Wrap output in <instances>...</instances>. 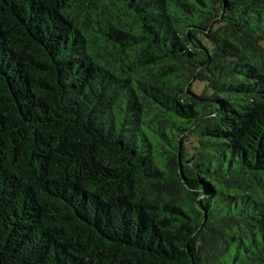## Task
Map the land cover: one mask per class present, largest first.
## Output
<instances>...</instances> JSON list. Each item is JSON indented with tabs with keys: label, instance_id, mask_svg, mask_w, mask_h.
Here are the masks:
<instances>
[{
	"label": "trees",
	"instance_id": "obj_1",
	"mask_svg": "<svg viewBox=\"0 0 264 264\" xmlns=\"http://www.w3.org/2000/svg\"><path fill=\"white\" fill-rule=\"evenodd\" d=\"M0 264H264V0H0Z\"/></svg>",
	"mask_w": 264,
	"mask_h": 264
},
{
	"label": "rangeland",
	"instance_id": "obj_2",
	"mask_svg": "<svg viewBox=\"0 0 264 264\" xmlns=\"http://www.w3.org/2000/svg\"><path fill=\"white\" fill-rule=\"evenodd\" d=\"M204 82L197 80L193 83L192 88L195 92L201 93L204 89Z\"/></svg>",
	"mask_w": 264,
	"mask_h": 264
}]
</instances>
